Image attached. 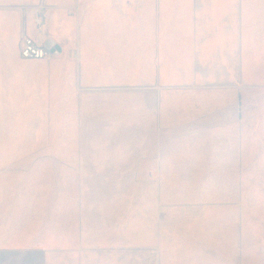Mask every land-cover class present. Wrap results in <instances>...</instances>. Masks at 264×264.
<instances>
[{"label": "crops", "instance_id": "0c3cea01", "mask_svg": "<svg viewBox=\"0 0 264 264\" xmlns=\"http://www.w3.org/2000/svg\"><path fill=\"white\" fill-rule=\"evenodd\" d=\"M42 2L0 0V35H10L0 37V264H31L34 254L39 264H245L243 249L171 228L168 214L183 193L199 196L203 178L235 177L251 124L262 128L264 0ZM26 34L58 50L48 84L16 83L11 65L33 59L8 53L18 41L20 53ZM22 91L65 96V138L56 142L65 152L5 163V96ZM92 95L97 104L87 103ZM36 213L40 234L14 236L12 226L35 224ZM43 230L64 245L21 243L50 239Z\"/></svg>", "mask_w": 264, "mask_h": 264}, {"label": "rangeland", "instance_id": "374dc122", "mask_svg": "<svg viewBox=\"0 0 264 264\" xmlns=\"http://www.w3.org/2000/svg\"><path fill=\"white\" fill-rule=\"evenodd\" d=\"M41 3H43L42 0ZM0 37L6 42L10 40V35H5V32ZM12 45H16L15 48L19 49V41L18 44L12 42ZM17 49L10 51L9 57H21ZM52 59L54 57L33 59L28 63L11 65L16 74L17 82H15L32 84L46 82L48 84L51 79H54L52 65L54 60ZM59 83L64 92L65 81H59ZM21 93L24 94L23 91L12 92L5 96V163L11 164L14 158L29 153L65 152L67 150L65 143H56L57 140L65 138V128H61L66 123L65 96H60L61 98L54 102L48 95L41 99L35 96L24 98L20 96ZM112 93L113 95H105L106 104L115 103L114 92ZM97 100L98 96L92 95L87 98V103L97 104ZM51 103H55L54 107ZM117 103L120 102L117 101ZM251 125H255V128L251 130L253 132L250 136L251 144L243 146L245 150L243 161L240 162L239 171H235V177H231L227 173L229 171L225 170L220 172V176L203 178L202 181L205 183L196 189L197 193H200L199 196L192 198L183 193L180 198L182 202L169 209V227H176L182 232L218 234L221 237L220 244L233 245V248L245 251V264H264V123L261 125V130L257 127L256 121ZM58 129L62 132L60 135L57 134ZM241 130L247 131L244 126ZM258 138L261 139L262 145L257 144ZM43 180V178L39 179L36 184ZM67 181L70 179L67 178ZM125 182L129 183V179L123 178L124 185ZM25 183L33 185L31 179ZM139 201L143 202H139L140 209L144 206L145 193L141 194ZM9 211L6 210V213ZM39 214H31L30 221H34L35 224H19L15 227L13 225L12 227L17 230L16 233L12 231L15 233L14 236L17 237L18 233L26 236L40 234V231L36 230ZM6 218L8 221L11 219L7 215ZM14 224L17 222L14 221ZM43 234L50 239L21 243L38 244L50 249H56L57 245L61 247L65 243L62 240L51 239V233L48 230H43ZM18 258V256H7L5 264H18ZM39 258L40 255L34 254L30 258V263L39 264Z\"/></svg>", "mask_w": 264, "mask_h": 264}, {"label": "built area", "instance_id": "2783aa9c", "mask_svg": "<svg viewBox=\"0 0 264 264\" xmlns=\"http://www.w3.org/2000/svg\"><path fill=\"white\" fill-rule=\"evenodd\" d=\"M48 19V11L45 6L37 7L35 11V25L39 32H44ZM58 53L54 43L45 41L43 38H35L24 35L20 45V55L23 58L43 59L51 57Z\"/></svg>", "mask_w": 264, "mask_h": 264}]
</instances>
